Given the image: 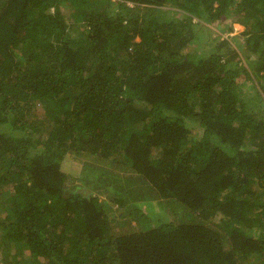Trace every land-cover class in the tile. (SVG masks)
Wrapping results in <instances>:
<instances>
[{
    "label": "trees",
    "instance_id": "obj_1",
    "mask_svg": "<svg viewBox=\"0 0 264 264\" xmlns=\"http://www.w3.org/2000/svg\"><path fill=\"white\" fill-rule=\"evenodd\" d=\"M0 230V264H264V0H0Z\"/></svg>",
    "mask_w": 264,
    "mask_h": 264
},
{
    "label": "rangeland",
    "instance_id": "obj_2",
    "mask_svg": "<svg viewBox=\"0 0 264 264\" xmlns=\"http://www.w3.org/2000/svg\"><path fill=\"white\" fill-rule=\"evenodd\" d=\"M66 2H69V1H66ZM65 2V3H66ZM67 4V3H66ZM231 20V19H230ZM234 26H233V29L230 30V31H226V32H222L221 33V37H226L227 35H230V36H237L239 35L245 28V25H243L242 23H239V22H233ZM213 28L216 30L214 32V35H217L219 31H222L219 29V31H217V27L216 26H213ZM233 39V38H232ZM240 41V40H239ZM241 43V41L239 42ZM194 48V44L192 45H189L185 50L186 51H192ZM208 49V46H205L203 48V50L201 51H205ZM245 54H243L244 56ZM252 59V58H251ZM247 91H249V88L246 87L245 88ZM78 159L81 161L79 163H77L75 166L78 168V170L75 172L74 176H76L73 179H71V182L70 184L72 185L73 183H76V185L78 186L77 189H81L82 187H87L85 181L83 180V178H81V174H83L84 176L90 172L89 168L86 167L85 165V160L82 158V157H78ZM87 159V158H86ZM114 160V158H112ZM85 164H83L82 163ZM88 163L87 164H93V165H97V166H104L102 165L101 163V160H100V157H90L88 158ZM106 166L108 167H113L115 168V166H119V167H122V164L119 162V160H117V163H107ZM79 171V172H78ZM120 172H126V171H123L121 170ZM80 173V174H78ZM95 194H97L102 200H108L110 201V203L113 205V211L114 212H117V214L119 212H123V213H126V217H127V220H125L126 222L125 223H122V224H118V227L119 228H123V229H128L129 231L133 230L132 229V225H134L135 223H138L137 226H140L142 225V222L138 219H136V217L132 214H130L132 210H135L136 207H140L142 208V210L144 209L145 210H148V212L150 213L151 211V208H152V214L153 216L155 215L156 218H163V219H168V221H171V220H175V221H179L180 220V216L177 214H174V211L170 210V209H167V206L164 204V206H161V205H158L156 206L155 205V201H140V200H137L135 202H131L128 206L126 207H119V205L117 203H113L114 201L112 200V197L115 196V193L113 192V190L111 189H108V190H104V191H100V190H95ZM151 207V208H150ZM130 212V213H129ZM138 218V217H137ZM126 219V218H125ZM145 224V223H144ZM118 229V228H116ZM2 233V231L0 230V234ZM20 257H24V254L23 256L20 255ZM3 264H8V263H5L3 262Z\"/></svg>",
    "mask_w": 264,
    "mask_h": 264
}]
</instances>
